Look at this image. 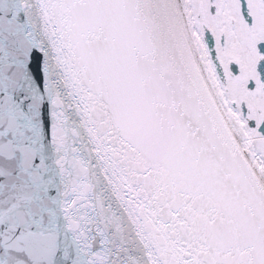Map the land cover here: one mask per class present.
Here are the masks:
<instances>
[{
    "label": "snow or ice",
    "instance_id": "6c2138e0",
    "mask_svg": "<svg viewBox=\"0 0 264 264\" xmlns=\"http://www.w3.org/2000/svg\"><path fill=\"white\" fill-rule=\"evenodd\" d=\"M0 264H264V0H0Z\"/></svg>",
    "mask_w": 264,
    "mask_h": 264
}]
</instances>
